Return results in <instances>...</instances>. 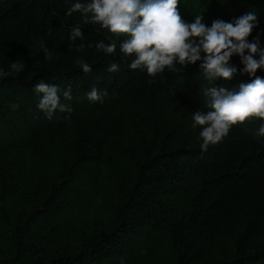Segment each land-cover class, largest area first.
Listing matches in <instances>:
<instances>
[{
  "label": "trees",
  "instance_id": "16d2710c",
  "mask_svg": "<svg viewBox=\"0 0 264 264\" xmlns=\"http://www.w3.org/2000/svg\"><path fill=\"white\" fill-rule=\"evenodd\" d=\"M221 1L223 11L219 0H179V12L191 3L209 27L215 19L232 22L255 12L257 21L247 40L264 49V0ZM68 6L65 0H0V68L7 71L2 51L8 44L24 53L33 40L40 41L35 70L0 78V154L52 137L59 147L75 151L69 173L76 172L92 185L99 170L93 147L121 132V111L132 108L151 118L152 113L159 115L163 134L158 143L141 144L142 159L132 184H119L110 228L82 229L77 250L58 248L48 257L42 252L45 239L35 220L43 207L36 202L30 213L20 210L15 222H7L11 246L7 254L0 252V264H156L157 251L165 244L175 253L167 264H264V136L257 135L264 121L237 124L222 142L201 151V129L193 128L191 119L195 110H209L206 88L231 90L256 76L264 78V67L250 76L242 71L240 57L233 55L230 64L237 71L231 79L209 82L199 68L202 60L186 66L177 63L175 71L165 68L149 76L146 70L130 69L132 57L122 58L119 47L115 55L97 51L98 41L116 40L119 45L126 37H115L99 24H85L86 17L79 12L67 16ZM87 15L90 20L91 13ZM77 25L84 39L72 42L69 35ZM41 43L51 52L50 60H45ZM81 43L85 47L77 51ZM254 58L259 59V53ZM80 59L91 66L90 73L80 68ZM113 62L119 65L118 72L107 71ZM41 80L61 89V102L71 112L57 110L51 120L46 118L37 107L42 94L34 91ZM69 87L72 99L65 100L62 93ZM93 87L106 93L101 101L87 98ZM183 124L189 139L178 143ZM219 236L234 240L233 249L221 259L209 252Z\"/></svg>",
  "mask_w": 264,
  "mask_h": 264
},
{
  "label": "clouds",
  "instance_id": "9594fccd",
  "mask_svg": "<svg viewBox=\"0 0 264 264\" xmlns=\"http://www.w3.org/2000/svg\"><path fill=\"white\" fill-rule=\"evenodd\" d=\"M68 4L67 16L74 12L83 14L89 22L106 28L115 37H126L109 43H95L97 51L106 55H115L117 47L122 58L132 57L129 64L132 70H146L149 76H155L168 68L175 71L179 63L186 66L202 60L199 68L206 80L218 78L231 79L236 67L230 64L231 57L237 55L244 65L242 71L254 75L257 69L264 67V49L257 42L250 43L247 37L257 21V14L249 11L235 18L232 22L215 19L211 26L202 22L203 17L196 15L193 22H187L179 12V0H65ZM91 13L90 20L88 15ZM84 34L79 25L72 27L69 40L83 41ZM85 47L81 43L77 51ZM87 47H93L88 44ZM45 60L52 58L51 52L41 43ZM247 51V54L245 52ZM201 52L204 53L201 57ZM259 53V59L255 54ZM79 66L84 73L92 71L91 66L83 59ZM25 67L20 61H13L10 70L0 68V78L19 73ZM107 71L118 72L119 65L111 63ZM34 91L42 94L38 109L51 120L54 113L71 112V108L61 102V89L55 84L41 80L34 85ZM63 98L71 100L70 87L64 90ZM102 95L93 87L88 93L90 101H101ZM208 97L207 111L195 110L192 114V127H199L201 151H207L210 145H216L228 136L233 126L250 119L264 121V78L256 76L251 82L239 83L231 90L225 87L212 86L204 90ZM19 107V105H13ZM264 136V123L257 131Z\"/></svg>",
  "mask_w": 264,
  "mask_h": 264
},
{
  "label": "rangeland",
  "instance_id": "374dc122",
  "mask_svg": "<svg viewBox=\"0 0 264 264\" xmlns=\"http://www.w3.org/2000/svg\"><path fill=\"white\" fill-rule=\"evenodd\" d=\"M218 4L223 11V2L219 0ZM180 14L189 23L199 15L191 3ZM39 51L38 40H33L24 53L8 44L2 51L6 70H10L13 61L25 64L22 71L35 70L40 61ZM153 114L151 118L142 110L121 111V132L112 141L93 147L98 154L99 170L92 185L76 172L69 173L75 151L70 146L59 147L52 137L25 150L0 154V252L7 254L11 246L5 230L9 226L7 222H15L20 210L30 213L36 202L43 207L35 213V220L38 234H43L45 239L42 252L48 257L58 248L77 250L82 229L110 228L115 220L119 184L127 187L132 184L133 172L142 159L141 144L158 143L163 134V121ZM187 133V124H183L176 142L189 139ZM54 184L58 186L52 190ZM50 202L54 206L48 208ZM233 247L232 237L219 236L210 243L209 252L221 259ZM173 258L171 247L162 245L156 254V264H167Z\"/></svg>",
  "mask_w": 264,
  "mask_h": 264
}]
</instances>
